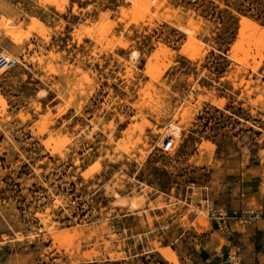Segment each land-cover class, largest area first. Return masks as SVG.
I'll return each instance as SVG.
<instances>
[{
  "label": "rangeland",
  "instance_id": "1",
  "mask_svg": "<svg viewBox=\"0 0 264 264\" xmlns=\"http://www.w3.org/2000/svg\"><path fill=\"white\" fill-rule=\"evenodd\" d=\"M154 1L0 0L20 62L0 75V264H218L237 237L264 251V220H234L264 210V0Z\"/></svg>",
  "mask_w": 264,
  "mask_h": 264
},
{
  "label": "built area",
  "instance_id": "2",
  "mask_svg": "<svg viewBox=\"0 0 264 264\" xmlns=\"http://www.w3.org/2000/svg\"><path fill=\"white\" fill-rule=\"evenodd\" d=\"M19 63L20 62L11 52L4 48H0V75L14 69ZM175 144V138L169 136L162 141L160 148L164 152H170L169 150L173 148ZM205 189L206 196L204 197V200L206 201V209L208 210L209 215L218 219L220 228L225 231H230L231 226L227 221V211L223 206L211 202L207 193V187H205ZM234 220L235 223L243 229L256 227L260 220H264V210L255 207L242 208L239 214L234 217ZM227 259L230 264H242L241 257L237 254H232L231 251H228Z\"/></svg>",
  "mask_w": 264,
  "mask_h": 264
},
{
  "label": "bare ground",
  "instance_id": "3",
  "mask_svg": "<svg viewBox=\"0 0 264 264\" xmlns=\"http://www.w3.org/2000/svg\"><path fill=\"white\" fill-rule=\"evenodd\" d=\"M46 2H49V3H52V4H58L57 3V1L58 0H45ZM133 1V0H132ZM136 1H138V0H136ZM140 1V0H139ZM154 1V0H153ZM155 2V1H154ZM34 17V16H33ZM6 20H7V18H6ZM7 24L8 25H13L14 24V20L13 19H8L7 20ZM7 25V26H8ZM43 24H42V21H40L38 18H34V27L36 28V27H38V26H42ZM180 28L181 29H183V31L185 30L186 32H191L192 33V31H191V29L189 28V27H184V26H180ZM11 29V28H10ZM192 30H193V27H192ZM10 31V30H9ZM16 31H18L17 29H16ZM44 32H45V30H44ZM12 33V32H11ZM16 33V32H15ZM46 33V32H45ZM14 35V34H13ZM15 38V37H14ZM13 38V39H14ZM5 50H7V49H5ZM39 94H40V96L42 95V96H46L47 95V91L46 90H40L39 91ZM216 101V100H215ZM214 103V102H213ZM218 103V102H217ZM216 103V104H217ZM5 105L6 104V100H5V98L1 95V93H0V105ZM194 105V104H193ZM4 107V106H3ZM1 109V108H0ZM172 128H175V126H171ZM168 131H170V130H168L167 129V132ZM167 134V133H166ZM162 138V137H161ZM163 138H166V137H163ZM160 146H161V144H162V142H159L158 143ZM117 196H118V198L116 199V201H115V203H117V204H125L126 202H127V200L125 199V196L124 195H121V193L119 194V193H117ZM141 203H142V201L139 199V198H137V197H133L130 201H129V204L132 206V207H139L140 205H141ZM59 236V235H58ZM57 236V237H58ZM86 255V254H85Z\"/></svg>",
  "mask_w": 264,
  "mask_h": 264
},
{
  "label": "crops",
  "instance_id": "4",
  "mask_svg": "<svg viewBox=\"0 0 264 264\" xmlns=\"http://www.w3.org/2000/svg\"><path fill=\"white\" fill-rule=\"evenodd\" d=\"M47 95H48V92H47ZM237 238L242 239V237H237ZM237 238L234 239V245L239 247L240 256L242 257V264H264V251L263 250H260L257 248L255 249L250 248L247 245L246 241L244 242L245 244L242 245L239 241H237ZM216 263L230 264L229 260L226 257L217 259Z\"/></svg>",
  "mask_w": 264,
  "mask_h": 264
},
{
  "label": "trees",
  "instance_id": "5",
  "mask_svg": "<svg viewBox=\"0 0 264 264\" xmlns=\"http://www.w3.org/2000/svg\"><path fill=\"white\" fill-rule=\"evenodd\" d=\"M248 22V21H247Z\"/></svg>",
  "mask_w": 264,
  "mask_h": 264
}]
</instances>
